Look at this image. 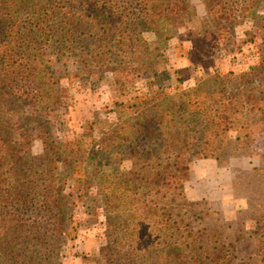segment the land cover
I'll return each instance as SVG.
<instances>
[{
	"label": "trees",
	"instance_id": "1",
	"mask_svg": "<svg viewBox=\"0 0 264 264\" xmlns=\"http://www.w3.org/2000/svg\"><path fill=\"white\" fill-rule=\"evenodd\" d=\"M202 1L214 27L256 14L257 0ZM192 10L188 0H0V264H60L75 230L63 191L79 175L86 178L75 194L98 190L106 264H264V208L248 234L256 246L248 259L220 227L194 226L211 215L195 214L198 204L187 200L190 167L200 158H225L233 136L246 144L254 132L251 117L264 120V60L235 77L232 90L198 86L169 95L163 79L170 76L152 70L144 37L167 36ZM136 53L137 72L156 80L155 94L123 105L134 112L99 146L56 136L65 100L56 65L84 54L109 58L124 85L122 65ZM32 138L42 155L25 150ZM125 161L128 170L120 168Z\"/></svg>",
	"mask_w": 264,
	"mask_h": 264
},
{
	"label": "rangeland",
	"instance_id": "2",
	"mask_svg": "<svg viewBox=\"0 0 264 264\" xmlns=\"http://www.w3.org/2000/svg\"><path fill=\"white\" fill-rule=\"evenodd\" d=\"M234 1L240 6L247 2ZM176 3L173 1L171 6ZM188 3L193 10L183 26L167 30V36L145 35L148 54L154 56L152 70L170 76L169 80L163 79L164 86L170 85L169 95L198 86H206L208 91L221 87L232 90L235 77L248 74L264 60V0L254 3L255 17L248 16L249 11L243 12L236 25L226 28L211 24L212 17L208 16L202 0H188ZM222 23L225 22L221 20ZM137 55L125 58L122 67L127 71L119 75L124 85L116 82L118 77L110 71L116 65L109 63V58L95 60L84 54L58 63L60 81L56 87L65 100L58 111L62 126L55 124V135L69 141L84 139L89 147L99 146L97 143L104 139L107 130L129 119L134 112L123 109V105L151 98L155 94L156 80L140 76ZM228 76L231 80L226 79ZM246 120L247 117L242 121ZM250 120L254 132L246 139V144L237 141V135L233 136L227 144L225 158L196 160L185 183L187 200L198 204L195 214L202 218L207 213L211 215L198 220L199 224L196 222L194 226H207L208 230L220 227L237 241L239 257L243 259L256 252L254 239L248 234L264 208V120L258 117ZM14 138L21 140V132ZM30 142L31 147L25 150H30L32 155H42L41 142L33 138ZM3 150L0 143V156L4 155ZM120 168L128 170L130 163L125 161ZM87 169L90 170L88 166ZM85 178L86 175H79L76 182L68 181L63 191L75 230L62 249L60 264H106L101 253L107 244L105 218L98 207V190L94 186L76 194L73 190Z\"/></svg>",
	"mask_w": 264,
	"mask_h": 264
}]
</instances>
